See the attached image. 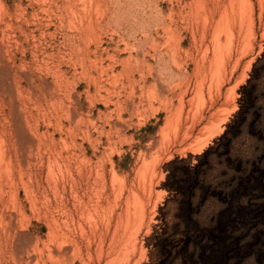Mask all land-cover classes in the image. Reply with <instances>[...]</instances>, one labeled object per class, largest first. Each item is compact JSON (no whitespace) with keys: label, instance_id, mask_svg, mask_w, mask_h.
I'll list each match as a JSON object with an SVG mask.
<instances>
[{"label":"rangeland","instance_id":"1","mask_svg":"<svg viewBox=\"0 0 264 264\" xmlns=\"http://www.w3.org/2000/svg\"><path fill=\"white\" fill-rule=\"evenodd\" d=\"M192 1L0 0V264H264V0Z\"/></svg>","mask_w":264,"mask_h":264},{"label":"bare ground","instance_id":"2","mask_svg":"<svg viewBox=\"0 0 264 264\" xmlns=\"http://www.w3.org/2000/svg\"><path fill=\"white\" fill-rule=\"evenodd\" d=\"M88 1H90V2H92V1H94V0H88ZM96 1V0H95ZM99 1V0H98ZM181 1V0H180ZM194 1V0H193ZM192 1V2H193ZM234 1H236V3L237 4H239L240 5V7L241 8H243V7H245V4H247L246 3V0H234ZM108 2V1H107ZM100 3V2H99ZM98 2L96 3V10L98 11V9L100 10V8H99V6H100V4H99ZM104 3V2H103ZM203 3H206V2H204L203 0H196L195 1V4L197 5V6H199V8L200 7H203V6H205V4H203ZM108 4V3H107ZM207 4V3H206ZM249 4H250V1H249ZM248 5V4H247ZM91 6V5H90ZM234 7V6H233ZM246 7H248V6H246ZM83 8H85V7H83ZM82 8V9H83ZM185 8V7H184ZM237 8H238V6H237ZM84 10V9H83ZM200 10V9H199ZM235 10V9H234ZM83 13H84V11H82ZM244 12V11H243ZM98 13V12H97ZM120 13V12H119ZM245 13V12H244ZM93 15V14H92ZM105 16V15H104ZM226 16V15H225ZM242 16H243V14H242ZM245 17V16H244ZM248 17V16H247ZM249 17H250V15H249ZM128 18V17H127ZM228 18V17H227ZM226 17H225V19H227ZM98 19V18H97ZM111 19V18H110ZM224 18H223V16L221 17V19L220 20H218V22L219 23H217L218 24V28H217V30H216V32H214L215 33V35H216V47H215V52H214V60H213V63H214V66H213V68L211 69V71H212V74H213V79H215V78H217V77H219L220 78V76H223V74L226 72V68H225V65H224V58H225V55H226V53L229 51V49H228V47H229V45H231L232 44V42L234 41L233 40V32H232V29L229 27V24H227V21L225 20ZM244 19V18H243ZM248 19V18H247ZM229 21V20H228ZM98 22V21H97ZM101 23V22H100ZM100 23H98V24H100ZM248 24V23H247ZM247 24H246V26H247ZM97 25V24H96ZM234 26H236V25H234ZM233 27V26H232ZM250 27V26H249ZM247 28V27H246ZM168 29V28H167ZM247 29H249L250 30V28H247ZM173 31V30H172ZM169 32V31H168ZM221 33H224L223 35H224V37H225V41H223V42H221ZM245 33H246V31H245ZM249 34V33H248ZM171 36H175L174 34L173 35H171ZM246 36V35H245ZM244 36V37H245ZM248 37V36H247ZM172 38V37H171ZM181 38V37H180ZM248 38H250V37H248ZM245 39V38H244ZM244 39H242V40H244ZM180 40V39H179ZM214 41H215V36H214ZM248 41V40H247ZM241 42V41H240ZM231 48H232V46H231ZM232 52V51H231ZM228 54V53H227ZM230 54V53H229ZM232 54V53H231ZM230 54V55H231ZM227 57H229V56H227ZM126 59V58H125ZM228 60V59H227ZM125 67V66H124ZM131 67H132V65H131ZM129 70V69H128ZM225 76V75H224ZM212 86V85H211ZM198 99L199 100H201L202 99V101L205 99V96H204V92H203V88L201 87L200 89H199V91H198ZM200 102V101H199ZM196 107V106H195ZM195 111V110H194ZM176 127V126H175ZM49 179H51V178H49ZM148 201H150V198H148ZM139 204V203H138ZM140 209L143 211V201L142 202H140ZM140 210V211H141ZM144 218H145V212H142L141 213V215H140V217H139V219H137V221L139 220V223H143V220H144ZM138 223V224H139ZM126 249H127V247H126ZM101 250H102V248H101ZM100 250V251H101ZM122 251V250H121ZM124 253V252H123ZM125 254V253H124ZM115 259H111V260H107V262L105 263V264H118L119 262H116V261H114ZM122 262H120V264H121Z\"/></svg>","mask_w":264,"mask_h":264}]
</instances>
